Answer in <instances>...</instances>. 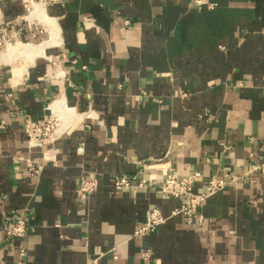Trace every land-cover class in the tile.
I'll return each mask as SVG.
<instances>
[{
    "label": "crops",
    "instance_id": "0c3cea01",
    "mask_svg": "<svg viewBox=\"0 0 264 264\" xmlns=\"http://www.w3.org/2000/svg\"><path fill=\"white\" fill-rule=\"evenodd\" d=\"M0 25V264H264V166L208 197L201 223L159 188L200 171L199 191L264 155V0H0ZM27 117L57 119L58 137L29 146ZM83 174L97 185L79 199ZM122 174L146 183L116 189ZM154 206L165 221L134 234Z\"/></svg>",
    "mask_w": 264,
    "mask_h": 264
},
{
    "label": "built area",
    "instance_id": "2783aa9c",
    "mask_svg": "<svg viewBox=\"0 0 264 264\" xmlns=\"http://www.w3.org/2000/svg\"><path fill=\"white\" fill-rule=\"evenodd\" d=\"M48 1L59 0H21L22 5L25 7L27 12H30L37 5L44 4ZM204 1L205 0H193L199 8L204 5ZM22 17L25 19L24 16ZM10 43L11 33L9 32L8 27L6 25H0V48L7 46ZM23 127L26 135V141L31 147L36 146L40 142L53 141L59 134L57 131V119L53 117L44 121H37L27 117L24 121ZM261 151H263L262 148L259 149V152L250 153L249 167L246 172L239 175L225 173L220 177L212 176L205 181L203 188L199 191H195V183L201 176L200 171H189L184 177L178 176L175 171L166 172L160 179V192L163 195L171 196L180 200V204L172 210L171 214H182L186 224H191L193 222L201 223L203 216L199 208L208 197L234 181H255L249 174L253 171L258 172L262 170L264 166V155ZM28 170L32 174L38 173V167L31 163L28 164ZM145 183V179L136 181L133 180L131 176L125 174L118 175L113 179V185L116 189H134L144 186ZM96 185L97 179L95 177L88 174L81 175L76 189L78 198L83 199L88 197V195L94 191ZM165 219L166 217L163 216L157 206L151 207L147 211L144 222L135 229L134 234L142 236L152 233L165 221ZM6 220L10 224L7 229L9 237L21 238L25 235L27 231V219L25 216L11 215L7 216ZM140 253L144 260H147L150 257V249L148 248H141Z\"/></svg>",
    "mask_w": 264,
    "mask_h": 264
},
{
    "label": "bare ground",
    "instance_id": "6f19581e",
    "mask_svg": "<svg viewBox=\"0 0 264 264\" xmlns=\"http://www.w3.org/2000/svg\"><path fill=\"white\" fill-rule=\"evenodd\" d=\"M5 50H6V49H5ZM5 50H4V51H5Z\"/></svg>",
    "mask_w": 264,
    "mask_h": 264
}]
</instances>
